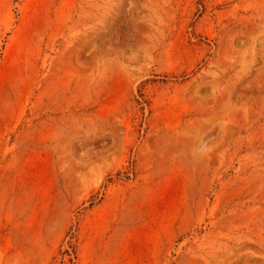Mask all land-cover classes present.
<instances>
[{
	"label": "rangeland",
	"instance_id": "rangeland-1",
	"mask_svg": "<svg viewBox=\"0 0 264 264\" xmlns=\"http://www.w3.org/2000/svg\"><path fill=\"white\" fill-rule=\"evenodd\" d=\"M264 264V0H0V264Z\"/></svg>",
	"mask_w": 264,
	"mask_h": 264
},
{
	"label": "trees",
	"instance_id": "trees-1",
	"mask_svg": "<svg viewBox=\"0 0 264 264\" xmlns=\"http://www.w3.org/2000/svg\"><path fill=\"white\" fill-rule=\"evenodd\" d=\"M61 256L62 258L66 259L67 261V264H73L75 259H76V256H75V252H74V248L71 244V242H69L67 248L61 252Z\"/></svg>",
	"mask_w": 264,
	"mask_h": 264
}]
</instances>
